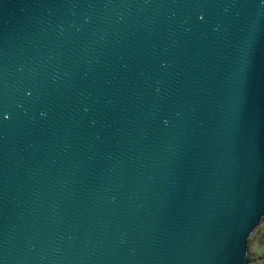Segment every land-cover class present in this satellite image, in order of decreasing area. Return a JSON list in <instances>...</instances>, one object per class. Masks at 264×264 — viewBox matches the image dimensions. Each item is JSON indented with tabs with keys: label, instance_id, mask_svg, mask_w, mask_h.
<instances>
[{
	"label": "water",
	"instance_id": "obj_1",
	"mask_svg": "<svg viewBox=\"0 0 264 264\" xmlns=\"http://www.w3.org/2000/svg\"><path fill=\"white\" fill-rule=\"evenodd\" d=\"M264 220V0H0V264H249Z\"/></svg>",
	"mask_w": 264,
	"mask_h": 264
},
{
	"label": "rangeland",
	"instance_id": "obj_2",
	"mask_svg": "<svg viewBox=\"0 0 264 264\" xmlns=\"http://www.w3.org/2000/svg\"><path fill=\"white\" fill-rule=\"evenodd\" d=\"M258 243L264 250V220L251 237V242L249 243V264H264V254H258L254 250L256 248L255 245H258Z\"/></svg>",
	"mask_w": 264,
	"mask_h": 264
},
{
	"label": "crops",
	"instance_id": "obj_3",
	"mask_svg": "<svg viewBox=\"0 0 264 264\" xmlns=\"http://www.w3.org/2000/svg\"><path fill=\"white\" fill-rule=\"evenodd\" d=\"M255 251H256V253H261V254H264V250L262 249V246L260 245V243H258V245H255Z\"/></svg>",
	"mask_w": 264,
	"mask_h": 264
}]
</instances>
